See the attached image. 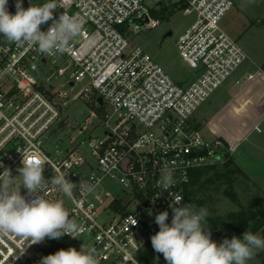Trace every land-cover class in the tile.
<instances>
[{
    "label": "built area",
    "instance_id": "2783aa9c",
    "mask_svg": "<svg viewBox=\"0 0 264 264\" xmlns=\"http://www.w3.org/2000/svg\"><path fill=\"white\" fill-rule=\"evenodd\" d=\"M46 2L49 0H23V7ZM55 3L54 18L64 13L82 23L81 32L70 40L66 51L43 53L36 45L10 43L0 35V180L16 171L8 187L27 199L34 198L22 185L20 151L42 153L47 157L45 181L63 174L74 184L71 196L51 183H45L36 194L63 201L78 228L65 236L81 246L80 238L85 235L84 245L93 243L100 264H143L139 254L159 231L155 216L167 211L170 224L173 213L169 205L176 204L177 197L183 198L177 206L194 205L185 194L191 171L223 166L234 157L237 143L205 135L196 126L194 115L251 60L221 24L235 1ZM15 4L16 0H8L11 14L16 12ZM164 6L194 15L177 39L181 57L196 71L186 86L177 83L127 35L128 28L138 33L157 27L160 21L154 12ZM144 15L148 23L138 28L135 20ZM51 23L41 25V30L46 32ZM263 73L262 69L247 71L236 83L250 82ZM81 98L107 106L101 120L104 135L90 137L87 144L71 135L60 137L64 146L51 153L50 130L57 124L61 129L70 126L64 108L71 99ZM166 179L171 182L167 190L163 187ZM114 182L131 196L115 193L110 185ZM29 243L13 234L0 236V264H40L51 254L47 238Z\"/></svg>",
    "mask_w": 264,
    "mask_h": 264
},
{
    "label": "clouds",
    "instance_id": "9594fccd",
    "mask_svg": "<svg viewBox=\"0 0 264 264\" xmlns=\"http://www.w3.org/2000/svg\"><path fill=\"white\" fill-rule=\"evenodd\" d=\"M7 5L8 0H0V35L10 43L36 45L43 53L53 50L62 53L82 30V23L75 16L63 13L58 19L54 18L55 0L42 5L30 4L27 9L23 7V0H16L15 14L8 11ZM50 20L48 30L42 31L41 25ZM20 152L23 166L18 171L22 185L28 196L34 198L27 199L19 190L9 192L7 184L0 186V236L13 234L30 241L31 245L46 238L58 240L65 234L77 232V225L69 219L62 200L53 202L44 195H36L45 183H51L71 196L74 184L63 174L45 181L43 172L47 157L42 153ZM170 183V179L165 180V190ZM89 191H92L91 187ZM182 199L177 197L176 204L169 205L173 213L170 224L167 211L155 216L159 231L151 236V244L156 253L163 255L166 264H247L254 250H264V238L248 231L243 233L242 239L233 236L217 244L211 239L209 228L205 227L207 209H196L191 204L177 206ZM98 256L95 249L89 250L82 244L79 251L76 248L61 249L44 256L40 264H100Z\"/></svg>",
    "mask_w": 264,
    "mask_h": 264
},
{
    "label": "rangeland",
    "instance_id": "374dc122",
    "mask_svg": "<svg viewBox=\"0 0 264 264\" xmlns=\"http://www.w3.org/2000/svg\"><path fill=\"white\" fill-rule=\"evenodd\" d=\"M234 1L235 6L222 19L221 24L227 32L238 39L251 60L245 62L198 108L194 121L209 137L214 136L208 128L209 120H215L216 128L230 137H232L231 134L237 135L238 140L234 153L237 161L251 159L264 162V88L261 89L254 85L248 89L246 94L241 88L243 84L236 83V79L247 71L257 72L262 69L264 72V1ZM193 20L194 15L176 10L171 16L159 17L160 22L157 27L143 28L138 33L128 28L127 35L133 43L140 45L148 52L177 83L186 86L195 78L196 71L181 57L177 39ZM65 88L69 90V87ZM69 93L73 95L74 90ZM106 110L107 106H96L85 98L71 99L63 111L66 122L70 126L61 129L57 124L50 130V152L54 153L57 147L64 146L59 141L60 137L67 138L71 135L79 141L85 140L86 144L90 137H102L104 133L101 120ZM94 113L97 117L93 116ZM82 128L84 130L80 133ZM15 174L16 171L5 176L0 180V186L8 184ZM249 175L252 181L245 180L246 183L237 186L241 203L244 205L248 204L256 193H264V177L254 176L250 172ZM110 185L115 193L123 195L124 198L131 196V193L124 191L117 182ZM11 190L8 187V191L12 192ZM212 194L215 201L213 203L214 212L211 213L223 214L238 209V206L224 197L221 192L212 191ZM80 239L84 245L87 237L83 235ZM85 246L89 250L94 248L91 242L86 243ZM247 264H264V250H254V255L247 261Z\"/></svg>",
    "mask_w": 264,
    "mask_h": 264
},
{
    "label": "trees",
    "instance_id": "16d2710c",
    "mask_svg": "<svg viewBox=\"0 0 264 264\" xmlns=\"http://www.w3.org/2000/svg\"><path fill=\"white\" fill-rule=\"evenodd\" d=\"M174 12L175 9L164 6L154 12V15L165 18ZM196 126L201 128L197 123ZM190 175V183L185 188L186 197L197 209H207L205 227L211 231L213 241L219 244L225 238L231 239L233 236L242 239L246 231L264 238V193H256L246 205L241 203L237 186L252 181V178L234 157L223 166L211 165L194 169ZM212 191L221 192L224 197L237 205L238 209L223 214L211 213L214 212L215 201ZM47 243V251L51 254L56 250L76 248L79 251L81 248L78 242L65 235L58 240L47 238ZM139 259L143 264H166L162 254L153 250L152 244L139 254Z\"/></svg>",
    "mask_w": 264,
    "mask_h": 264
},
{
    "label": "crops",
    "instance_id": "0c3cea01",
    "mask_svg": "<svg viewBox=\"0 0 264 264\" xmlns=\"http://www.w3.org/2000/svg\"><path fill=\"white\" fill-rule=\"evenodd\" d=\"M254 85H256L257 87H260L261 89L264 88V74L256 76V78L250 82L243 83V86L241 88L244 89L245 93L247 94L248 89ZM214 121L215 120L208 121V128L214 136L222 137L230 143H237L236 142L238 140L237 135L231 134L232 137H230V135H227V133L218 130L216 126L214 125L215 123Z\"/></svg>",
    "mask_w": 264,
    "mask_h": 264
},
{
    "label": "water",
    "instance_id": "95a60500",
    "mask_svg": "<svg viewBox=\"0 0 264 264\" xmlns=\"http://www.w3.org/2000/svg\"><path fill=\"white\" fill-rule=\"evenodd\" d=\"M148 16L144 15L142 18L136 19V26L138 28L143 27L148 23ZM99 102L102 103V99H99ZM238 162L242 165L243 169L248 170L252 175L264 177V162H258L251 159H241Z\"/></svg>",
    "mask_w": 264,
    "mask_h": 264
}]
</instances>
